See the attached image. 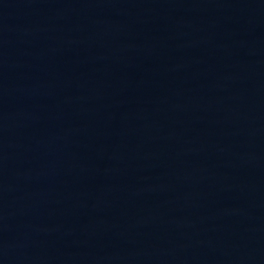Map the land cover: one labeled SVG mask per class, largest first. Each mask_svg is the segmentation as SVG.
I'll return each mask as SVG.
<instances>
[{"label":"water","instance_id":"obj_1","mask_svg":"<svg viewBox=\"0 0 264 264\" xmlns=\"http://www.w3.org/2000/svg\"><path fill=\"white\" fill-rule=\"evenodd\" d=\"M0 264H264V0H0Z\"/></svg>","mask_w":264,"mask_h":264}]
</instances>
